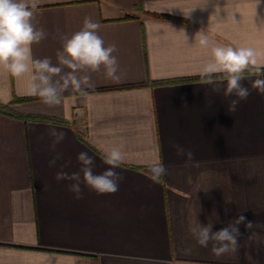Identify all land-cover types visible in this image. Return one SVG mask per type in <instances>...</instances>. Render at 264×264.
I'll return each instance as SVG.
<instances>
[{
    "label": "crops",
    "instance_id": "obj_1",
    "mask_svg": "<svg viewBox=\"0 0 264 264\" xmlns=\"http://www.w3.org/2000/svg\"><path fill=\"white\" fill-rule=\"evenodd\" d=\"M32 11L47 33L34 59L58 64L61 36L91 18L104 46H116L119 79L103 66L80 71L89 84L49 106L28 93L27 74L0 69L2 103L58 119L0 110V264H264V94L251 87L264 74L244 73L251 94L232 113L223 74H199L213 46L264 50V0H39ZM53 129L66 134L55 148ZM113 147L125 155L114 169L123 180L116 193L97 194L77 156L87 152L101 174ZM153 162L167 174L154 179ZM60 171L80 173V198ZM239 215L237 251L216 256L214 242L197 243L192 229L216 232Z\"/></svg>",
    "mask_w": 264,
    "mask_h": 264
},
{
    "label": "clouds",
    "instance_id": "obj_2",
    "mask_svg": "<svg viewBox=\"0 0 264 264\" xmlns=\"http://www.w3.org/2000/svg\"><path fill=\"white\" fill-rule=\"evenodd\" d=\"M38 2L39 0H0V69L10 72L14 77L27 74L28 93L38 96L44 104L49 106L60 104L65 90L72 88L80 91L84 85L89 84V76H79L80 71L95 72L103 66L109 78L119 79L116 75L118 60L113 55L117 51L116 46L114 44L104 46L103 38L98 35L99 25L91 18H85L83 28L70 37L61 36L62 50L56 54L58 64L54 65L51 58L47 57L34 59L32 45L41 42L47 36L43 28H37L33 24L32 9L37 7ZM259 3L260 0H257V4ZM195 37H198V44L201 47L209 46L207 35L198 32ZM65 68L70 71L65 72ZM249 68L256 71L264 69V50L257 51L247 46L234 48L216 45L211 48V59L202 66L199 74L208 78L209 82L214 74H223L226 79L224 95L236 97L230 101L227 110L228 113H232L237 110L238 104L251 94L249 88L242 83L245 79L244 73ZM53 77L59 78L53 80ZM251 87L264 94V79L254 80ZM49 135L55 138L52 143V147L55 148L66 134L53 129ZM173 147L178 156H187L189 160H192L193 154L190 151L186 152L179 144H174ZM124 159L125 155L120 148H111L106 151L104 160L111 167L101 174H95L93 157L87 152H80L77 156V160L83 165L81 168L83 181L97 194H114L119 190V183L123 180V176L114 169ZM55 163V159L49 161L50 166H54ZM149 168L154 179L167 174L166 167L159 162L151 163ZM56 179L74 181L75 183L69 185V190L80 198L82 189L79 172L68 174L60 171L56 174ZM245 220L243 215H239L233 223L219 231L213 232L212 224H208L199 225V228L192 229V232L197 243L202 247H207L210 241L214 242L212 251L216 256H220L237 251L240 235L237 225L244 223ZM245 227L250 230L254 227V223L248 221Z\"/></svg>",
    "mask_w": 264,
    "mask_h": 264
},
{
    "label": "trees",
    "instance_id": "obj_3",
    "mask_svg": "<svg viewBox=\"0 0 264 264\" xmlns=\"http://www.w3.org/2000/svg\"><path fill=\"white\" fill-rule=\"evenodd\" d=\"M158 17H167V16H165V15H158ZM252 71L257 72L256 70H254L252 68H249L245 72H252ZM259 72H262L264 74V69L260 70ZM180 80H191V79L190 78H187V79H180ZM156 83H159V82H152V84H156ZM18 100H21V98H14V101H18ZM0 110L1 111H4L6 113L12 114V115L21 117V118H26V119H33V120L34 119H49V120H57L58 121V119H55V118H52V117H46V116H43V115H38V114H25V113L16 112V111H14L10 107L9 104L2 103L1 101H0Z\"/></svg>",
    "mask_w": 264,
    "mask_h": 264
}]
</instances>
